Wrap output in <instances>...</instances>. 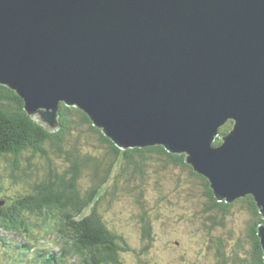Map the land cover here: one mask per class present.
<instances>
[{"label":"water","instance_id":"95a60500","mask_svg":"<svg viewBox=\"0 0 264 264\" xmlns=\"http://www.w3.org/2000/svg\"><path fill=\"white\" fill-rule=\"evenodd\" d=\"M0 84L52 130L65 103L124 150L187 154L264 214V0H0Z\"/></svg>","mask_w":264,"mask_h":264},{"label":"trees","instance_id":"16d2710c","mask_svg":"<svg viewBox=\"0 0 264 264\" xmlns=\"http://www.w3.org/2000/svg\"><path fill=\"white\" fill-rule=\"evenodd\" d=\"M58 120L56 129L42 127L26 111L24 99L0 84V181L6 177L28 186L16 200L20 219L35 217L60 225L72 245L59 234L64 246L83 258L80 264H127L136 259L150 264L141 255L149 256L156 246L155 223L163 221L165 210L207 226L210 237L202 245L207 253L208 248L218 253L219 264H264L258 235L264 214L254 197L218 200L210 180L188 164L185 154L161 145L124 150L78 107L61 103ZM234 125L230 120L220 129L215 146H221V136ZM154 190L163 196L151 205L148 192ZM123 197L135 208L134 227H140L143 243L147 240L137 257L128 254L133 251L125 236L109 221L116 218L106 215L103 206L114 208ZM0 221L13 233L26 226L17 218ZM117 226L130 228L125 221Z\"/></svg>","mask_w":264,"mask_h":264},{"label":"rangeland","instance_id":"374dc122","mask_svg":"<svg viewBox=\"0 0 264 264\" xmlns=\"http://www.w3.org/2000/svg\"><path fill=\"white\" fill-rule=\"evenodd\" d=\"M39 124L44 127L41 123ZM83 145L85 149L94 153L93 146H91V149L90 147L88 148L89 144L85 143ZM185 155L187 157V154ZM152 182H155V180ZM27 187L26 184L15 183L6 177L0 181V218H17L20 224L26 225L25 227L19 226L17 230H20V233H23V236L28 240L30 239L29 242H25L24 248L21 249V256L18 255V259H16L15 256H11V253L5 254L3 252V249L5 248H3V244L0 242V264H18V260L21 259H27L28 261L34 253H37L45 246L47 247L48 244L51 249H61V247H64V242L55 236L57 234H61L67 243L68 241L70 242L68 239L69 235L67 233L65 234V231H62V228L58 224H53L51 222V224H46L35 217L20 219L18 215V201L16 200L25 194H23V192L26 191ZM148 195V201L153 205L156 204V201L159 200L161 196H163V192L159 194V192L154 190L151 191V193L148 192ZM121 202L122 203L117 204L114 208H110L109 205L104 204L103 206L108 209L105 210L106 215L116 218V221L114 222H112L110 218L109 221L115 225V231L117 233L125 236L127 243L133 251L128 254H141L142 247L147 240L143 243V234L140 227H134L136 226L135 208L132 204H128L129 200L127 197H123ZM82 217H85L84 213L82 214ZM164 219L170 222L167 226L165 225ZM164 219L159 223H155L157 227L154 231L155 240L152 244H156V246H154V249L149 256L142 254V259H145L150 264H219L218 253L215 252V254H212L208 248V254L205 246L202 245L207 241V238L210 237L207 226L200 222L193 224L189 220L168 214L167 210H165ZM124 221L127 222V225L130 228H120L117 226L118 223ZM4 224L5 223L0 221V226ZM40 226L42 227L40 228ZM57 228H60L61 230H57ZM0 230L1 235L8 237L5 240L18 248L20 240L14 239L16 235L10 232H2V228H0ZM70 246H72L71 242ZM135 249L137 251H135ZM72 252L74 251L72 250ZM64 253L67 255L69 252ZM136 260L137 262L134 260V263L129 261L130 263L127 264H141L138 259ZM4 261L5 263H2ZM76 261L77 260L74 262V259H71L69 264H80L79 261Z\"/></svg>","mask_w":264,"mask_h":264},{"label":"bare ground","instance_id":"6f19581e","mask_svg":"<svg viewBox=\"0 0 264 264\" xmlns=\"http://www.w3.org/2000/svg\"><path fill=\"white\" fill-rule=\"evenodd\" d=\"M41 227H42V226H40V228H41ZM42 229H43V228H42ZM20 256H21V255H20ZM79 256H80V255H79ZM79 256H78V257H79ZM80 258H81V257H80ZM81 259H83V258H81ZM71 262H72V261H71ZM74 262H75V260H74ZM74 262H73V263H74ZM76 262H77V261H76ZM81 262L83 263V261H81ZM69 263H70V262H69ZM69 263H68V264H69ZM71 264H72V263H71ZM76 264H77V263H76Z\"/></svg>","mask_w":264,"mask_h":264}]
</instances>
